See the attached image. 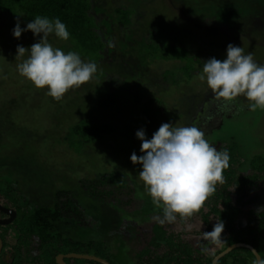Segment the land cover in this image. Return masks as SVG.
<instances>
[{
    "label": "rangeland",
    "instance_id": "1",
    "mask_svg": "<svg viewBox=\"0 0 264 264\" xmlns=\"http://www.w3.org/2000/svg\"><path fill=\"white\" fill-rule=\"evenodd\" d=\"M207 1L209 0H105L106 11L117 6L132 8L134 2L138 4L135 12L140 18L134 16L137 20L135 27L125 33L126 36L131 35V39L127 37L122 42L127 48L124 49L121 41H118L121 34L118 31L112 33L111 36L117 43L110 46L113 48L110 55L103 53V58L98 62L97 57L89 56L88 60L97 65V72L91 81L78 89L70 90L59 102L47 95V88L36 89L17 69V65L28 55L26 53L25 57L16 59L17 46L30 48L40 37L27 31L19 39L14 38V25H6L0 16V182L5 191L8 188L3 183H11L10 187L13 188L12 192L3 195H9L10 198L22 195L30 202V206L49 208L56 192H68L80 204L83 214L88 218L86 223L89 227L65 228L63 233L81 245L96 243L104 235L96 230L90 219H97L100 215L97 214V209L95 211L96 202L82 192L80 181H91L99 175L110 173L127 176L126 190L100 188L113 191L107 201L111 203V209L115 206L119 211L124 229L115 237L122 247L117 248L115 241L110 239V249L100 250L99 254L111 264H135V253L147 243L151 225L159 222L163 215L153 205L139 179L142 165H134L130 160L133 152L137 156L143 154L136 132L143 129L146 138H152L151 122L141 119L142 104L148 99L155 98L165 107L167 119L164 122L158 121L159 126L172 123L174 127H198L211 145L220 151L227 150L229 156H232L231 163L243 171L242 175L251 168L257 170L259 163L264 164V109L250 110L244 97L225 108L222 101L214 98L206 82L199 79L203 62L212 57L219 60L226 57L214 54L208 47L198 48L197 50H201L196 52L206 57L199 66L191 63L190 59L179 64L171 60L172 50L166 49L164 45L165 40L170 43L177 41L180 46L194 48L203 43L207 45L210 40L223 46L231 43L248 50L255 60H260L264 65V23L250 22L247 27L241 28L235 40L224 38L200 21L206 12ZM229 1L240 0L223 2ZM49 42L65 52L71 50V46L67 49L54 34L49 36ZM112 57L115 61L124 60L122 66L128 61L127 66L134 69L136 76H140L139 81L134 82L122 73L119 74L117 65L111 64ZM187 65L192 72L189 81L185 79V71H178L184 70ZM138 66L141 70L137 69ZM176 80H181L182 83L173 86L172 83L177 82ZM98 92L112 94L116 101L111 107L101 111L97 106ZM132 94H137L138 105ZM195 94H198V98H192L193 104L189 109L191 95ZM207 100H211V105ZM205 105L206 108L203 109L202 106ZM83 120L107 125L112 131L99 140L84 144L71 131L74 125ZM146 123L149 127L145 126ZM210 131L212 132L209 133ZM261 186L263 189V185ZM227 191L232 197L236 190L231 185ZM255 192L261 194L258 190ZM253 193L254 191L248 192L245 199H232H236L241 208L251 207L258 212L262 204ZM6 203L0 198L1 205ZM206 203L208 207L211 206L210 202ZM18 205L23 207L24 203ZM121 210L131 215H124ZM207 210L203 207L201 213ZM207 221L208 225L203 224L198 214H195L187 220L177 217L175 222L160 225L191 247L214 252L221 248L222 242L212 244L205 240L204 232H211L217 223L213 217H209ZM223 234L224 232L221 240ZM8 242L13 244L11 237ZM77 250L79 255L86 253L83 246ZM87 252L95 253L94 250ZM248 264L255 262L249 261Z\"/></svg>",
    "mask_w": 264,
    "mask_h": 264
},
{
    "label": "trees",
    "instance_id": "2",
    "mask_svg": "<svg viewBox=\"0 0 264 264\" xmlns=\"http://www.w3.org/2000/svg\"><path fill=\"white\" fill-rule=\"evenodd\" d=\"M223 1H207L206 12L203 13V15L207 16L202 15V19H200L206 26L217 32L219 36L235 40L241 28L247 27L250 22L252 24L254 22L264 23V0H245V2L240 0L236 2L229 1L228 3ZM132 4V8L111 6L112 8L106 11L104 7L105 0H0V16L6 25L12 24L14 27L19 16L21 28L26 27L27 23L38 15L47 17L50 20L59 18L66 25L70 34L67 41L60 39V42H63L67 49L71 46L70 51L78 53L82 59L90 62L88 59L91 55L97 57L98 62V60L103 58V53L109 56L113 49L110 46L117 43L111 36L112 33L115 34L118 31L121 34L122 37L118 41H121L122 46L124 39L127 37L131 39V35L126 36L125 33L135 27L137 20L134 16L138 19L140 18V15L135 12V6L138 4H135V2ZM99 18L101 19L97 22ZM164 42H166L164 44L166 49L172 50L171 60L173 62L177 61L179 64L183 63L184 60L190 59L191 63L199 66L206 57L204 54L201 56V53L196 52H200L201 49L197 50L198 48L208 47L214 54L226 57L227 46L218 44L213 40H210L207 45L202 42L203 44L201 45L204 47H200V45L196 48L180 46L177 41L170 43L165 40ZM244 53L248 54L249 52L244 50ZM110 59L112 61L111 64L115 63L117 65L119 74L122 73L134 82L139 81L140 76H136L137 73H133L135 72L134 69L127 66L129 64L128 61L124 63L123 66L125 67H123L121 63L124 60L118 61L116 59L117 61H115L113 57ZM255 61L260 65L263 64L260 60ZM139 68L138 66L137 69ZM189 68L187 65V67L183 68L184 70H178L179 73L185 71V79L187 81L190 80V74L192 73ZM106 74H109V72H106ZM176 81L172 83L173 86L182 83L181 80ZM98 93L97 106L101 111L108 109L116 101L115 96L112 94ZM131 96L135 104L138 105L137 94H132ZM197 96L198 94L191 95L189 109L193 104L192 98H198ZM207 101L211 105V100ZM142 108L143 116L141 119L151 122L149 123L152 126L150 134L153 135L160 127L158 121L164 122L167 119L165 117V107L162 102L156 101L155 98H150L144 105L142 104ZM202 108L205 109L206 105L202 106ZM155 122L157 123L155 124ZM149 124L146 123L145 126L149 127ZM71 131L74 136L79 137L86 144L99 140L111 133L112 128L107 125L83 120L74 125ZM231 158L232 156H230L229 167L223 172L224 183L216 186L215 193L207 200V202L211 203V206L208 207L206 203L203 207L208 209L207 212L201 213V209L197 213L203 224L207 223L208 225L209 221L207 219L209 217H213L216 222L220 221L223 223L224 234L221 248L214 252L193 248L187 242L182 241L181 238L179 239L177 235L167 232L160 225V222H157L150 227L147 243L135 253V264H211L215 256L234 244L250 246L258 254L262 264L264 261V164L259 163L257 170L251 168L246 174L242 175L243 171L241 172L233 166ZM245 167H248V165ZM127 179V176L123 174L110 173L99 175L91 181H80L82 192L96 202L95 211L97 209L96 212L100 215L97 219L91 218V224L96 226V230L104 235L96 243L87 242L82 245L73 242L71 238L63 233L65 228L89 227L86 223L88 218L83 214L75 197L66 191H58L53 196L51 207H33L29 205L30 202L26 201L22 195H16L12 198L9 195H3L12 192L13 188L10 187L11 183L2 182L8 188L6 189L8 193H6L2 189L0 182V198L7 202L15 212V218L11 224L0 226V240L2 243L0 264H55V257L58 255H79L80 253L77 252V249L80 246H83L86 252L81 253L82 255L92 256L105 261L107 264H111L105 257H101L99 251L109 248L110 239L115 241L117 248L122 247L119 239L115 237L122 233L124 225L121 224L122 218L119 217V211L115 206H112V209L109 207L111 203L107 201V198L111 197L114 189L116 191L126 190L128 188ZM231 185L235 187L236 191L232 197L236 199H241V197L245 199L248 192L254 191L253 196H258L262 204L258 212L251 207L248 209L241 208L238 201L236 199V201L233 200L227 191V188ZM258 185L259 187L257 188ZM261 185H263V189ZM103 187H111L112 190H100ZM255 190H258L262 195L256 194ZM19 194L21 193L19 192ZM18 202L24 203V206L20 207ZM125 214H129V212H125ZM129 215L126 216L129 217ZM0 218H3V216L0 215ZM6 227L10 228L6 229ZM10 237L13 240L12 245L8 242ZM90 250H94L95 253H88L87 251ZM243 254H247V256ZM6 256L8 260H5ZM249 261L255 262L253 255L247 249L237 248L221 258L216 264H248ZM64 263L97 264L77 260H64Z\"/></svg>",
    "mask_w": 264,
    "mask_h": 264
},
{
    "label": "clouds",
    "instance_id": "3",
    "mask_svg": "<svg viewBox=\"0 0 264 264\" xmlns=\"http://www.w3.org/2000/svg\"><path fill=\"white\" fill-rule=\"evenodd\" d=\"M31 31L39 40L30 48L17 46L16 59L27 58L17 65L19 74L36 89L47 88V95L59 102L70 91L91 81L97 65L84 62L73 51L65 52L49 42V36L67 41L69 32L59 18L50 20L36 16L21 28L20 17L13 28L14 38ZM201 81L206 82L214 98L230 107L240 97L246 98L250 110L264 109V65L258 64L251 53L245 54L241 46L227 45L226 59L215 57L203 62ZM141 141L137 156L130 160L142 165L139 179L143 182L153 205L162 211L159 222H175L177 217L187 220L197 214L215 193L216 186L224 183L223 172L229 167L227 150L220 151L205 139V133L196 126L174 127L163 123L147 139L143 129L136 132ZM224 230L218 221L211 232H204L206 241L222 242Z\"/></svg>",
    "mask_w": 264,
    "mask_h": 264
},
{
    "label": "water",
    "instance_id": "4",
    "mask_svg": "<svg viewBox=\"0 0 264 264\" xmlns=\"http://www.w3.org/2000/svg\"><path fill=\"white\" fill-rule=\"evenodd\" d=\"M0 213H2L4 216H6V219L0 220V226H7L12 223V221L15 218V212L13 210L5 209L0 206ZM237 248H244L247 249L254 257L255 264H261L260 257L256 253L254 249H252L250 246L244 245V244H234L229 247H227L224 251H222L220 254L215 256L213 260L211 261V264H216L221 258L226 256L229 252L233 251ZM2 249V243L0 240V251ZM64 260H78V261H89L94 262L97 264H107L105 261L92 257L87 255H78V254H67V255H58L55 257V264H65Z\"/></svg>",
    "mask_w": 264,
    "mask_h": 264
},
{
    "label": "flooded vegetation",
    "instance_id": "5",
    "mask_svg": "<svg viewBox=\"0 0 264 264\" xmlns=\"http://www.w3.org/2000/svg\"><path fill=\"white\" fill-rule=\"evenodd\" d=\"M7 205H8V206H7ZM0 206H1L2 208L12 210L8 203H6V205H1V204H0ZM13 211H14V210H13ZM0 215L3 216V218H0V220H3V219H6V218H7V217L4 216L2 213H0ZM7 258H8V257L6 256V257H5V260H8Z\"/></svg>",
    "mask_w": 264,
    "mask_h": 264
}]
</instances>
